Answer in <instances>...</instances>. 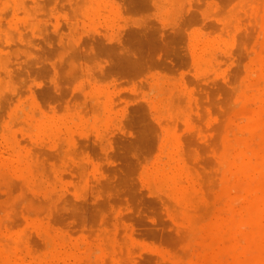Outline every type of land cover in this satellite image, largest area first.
I'll list each match as a JSON object with an SVG mask.
<instances>
[{
  "label": "rangeland",
  "instance_id": "rangeland-1",
  "mask_svg": "<svg viewBox=\"0 0 264 264\" xmlns=\"http://www.w3.org/2000/svg\"><path fill=\"white\" fill-rule=\"evenodd\" d=\"M31 1L0 0V142L26 136L27 148L19 145L35 169L33 188L19 179L1 183L3 222L24 228L40 213L66 249L83 247L69 264L92 251L85 264H127L118 262L122 251L128 264H221L220 248L206 246L222 207L218 156L221 139L235 137L245 121L239 108L254 102L245 90L249 70L264 58V0ZM34 149H42L40 160ZM46 157L48 167L40 162ZM165 164L190 173L195 203H181L167 181L149 177ZM31 231L41 255L45 241Z\"/></svg>",
  "mask_w": 264,
  "mask_h": 264
},
{
  "label": "bare ground",
  "instance_id": "bare-ground-1",
  "mask_svg": "<svg viewBox=\"0 0 264 264\" xmlns=\"http://www.w3.org/2000/svg\"><path fill=\"white\" fill-rule=\"evenodd\" d=\"M9 1H11V0H9ZM249 1H251V0H249ZM258 1H260V0H258ZM30 2H32V1L30 0ZM247 2H248V0H247ZM10 3H12V2H10ZM41 3L43 4V2H41ZM95 4H97V3H95ZM243 5H244V3H243ZM8 9L9 8H7V10ZM29 9L31 11V8H29ZM34 9H37V8H34ZM104 10L105 9H102V11H104ZM4 11L6 12V9ZM106 12L107 11L105 10V13ZM258 12H260V11H258ZM105 13H103V14H105ZM111 13H112V11H111ZM107 15H108V13H107ZM5 18H7V17L5 16ZM23 21H24V19H23ZM7 24L3 23L4 27ZM1 25H2V21L0 23V26ZM231 27H232V25H231ZM18 28L22 29L23 27L19 26ZM262 29L264 30V28H262ZM10 31H11V29H10ZM13 33H16V32H13ZM23 34H24V32H23ZM221 34H222V32H221ZM13 36H14V34H13ZM16 38H17V36H16ZM24 39H25V37H24ZM235 39H236V37H235ZM0 43H1V41H0ZM14 44L15 43H13V45ZM23 44H24V42H23ZM26 44L27 43H25L24 45H26ZM235 44H237V42ZM261 44H263V46H264V43H261ZM1 45H3V44H1ZM10 45H11V43L9 44V46ZM3 46H2V49H3ZM15 46H18V45L11 46V48L15 47ZM262 52H263V50H262ZM11 56H13V55H11ZM220 57H221V59L223 58L222 55ZM216 58H218V57H216ZM10 59H11V57H10ZM227 59L228 58H226V60ZM223 60H224V58H223ZM258 60L259 61H256V63L258 62L256 64L255 63V59H254V63L257 65V69H255V65H254V69L253 70H249V75H248L249 77L248 78H250V80H249L248 84L246 85L247 90H245V91H248L250 93L249 97H251L252 98L251 100L254 101L253 103H254L255 107L250 108V107L253 106V103H251L252 106H250L251 104L248 106L249 103H247L246 105L249 108L243 107L242 111H240V108H239L238 111L243 116V117L242 116L241 117L243 118V121L245 120L244 123L239 126V128L237 129L238 130L237 133H236L235 127L233 128V129H235L234 130L235 137H233V138L224 137V138L221 139V140H223L222 141L223 148L221 147L222 151H221L220 155L218 156V164H219V168H220V170H218V172L220 173V171H221V174H222V179L221 180H222L223 187L220 190L218 195H219V200L222 201V207L219 210V214H218V216L216 218V221L212 225V229L210 228L211 229V233H210L209 236L211 238H210L209 242L206 245V246H210V247L211 246L213 247V245H215L216 247L218 246L220 248L221 254L224 257V260H223V262L221 264H264V58H259ZM225 63H223V64H225ZM9 64H11V63H9ZM221 64L219 63L218 66H220ZM6 66H8V65H6ZM9 66H11V65H9ZM246 67H248V64L246 65ZM246 67H245V69H247ZM216 69H218V68H216ZM2 74L4 75V73H2ZM0 75H1V73H0ZM208 76H211V74H208ZM5 77H6V75H5ZM204 78H207V77H204ZM200 80H202V78ZM241 87H242V85H241ZM238 90H239V87H238ZM99 98H102V95L99 96ZM88 103L87 104L85 103L86 106L84 105V107L81 110H83V111L87 110V109L84 110V108L88 107ZM25 106H27V105H25ZM79 107H82V106H79ZM90 108H91V106H90ZM25 110H26V108L23 111L24 113L26 112ZM81 110H80V112H82ZM87 111L84 112V115L87 113ZM90 111L92 112V110H90ZM238 111L235 112V113H238ZM18 112H19V115L22 116L20 114V111H17L16 113H18ZM25 114H27V113H25ZM37 114H38V112H37ZM239 115H237L236 117H237L238 120L239 119L241 120L242 118H239ZM27 116H28V114H27ZM85 116H87V115H85ZM43 118H44V116H43ZM17 119H19V117L16 118V120ZM234 119H235V117H234ZM19 122H21V121L19 120ZM19 122H18V124L16 123L18 125V127H19ZM238 122H240V121H238ZM21 123H23V122H21ZM13 125L15 126V123H13ZM60 125H61V123H60ZM56 129H57V127H56ZM231 129L232 128H230V130ZM22 131H25V130H22ZM35 131L36 130H34V132ZM19 133L17 132V138L20 137V136L18 137ZM21 134H24V133L22 132ZM220 134H221V132H220ZM229 135H231V133ZM25 137L20 139V140H23V139L28 140V138L26 139ZM220 137H221V135H220ZM36 139L38 141V138H36ZM49 139H50V137H49ZM17 140L15 138H11L10 140L8 139V141H6V145L0 142V213L4 211L5 215L8 213V210H7L8 207L5 206L6 208L3 209V207L7 203V201L4 198V196H3L6 193H4V194L1 193L2 192L1 191V189H2L1 188V183L10 181L11 179H14V180H16L18 182H16V184H14L15 183L14 182L13 184L17 185L22 180L27 185H29L31 188H33L32 186H34V183H35V181H34L35 180V171H34L35 169L33 168L34 166H32L33 164L32 165L29 164L28 161H27L29 159V157L31 156L30 152H23L21 150L23 148L22 147L20 148V145H22L24 147H26V145L22 144L23 142H21L20 140H19V142ZM29 141L30 140H28V142ZM40 142L41 141H39L38 143L40 144ZM19 143H21V144L19 145ZM32 143H34V142H30L29 145H32ZM57 145L58 146L56 148L59 149V147H60L59 145L60 144H57ZM34 146H36V145H32L30 147L33 148ZM41 146H43V145H41ZM39 148H42V147H39ZM8 150H11L10 154L8 153ZM41 151H42V149H41ZM41 151H39V152H41ZM33 152H36L35 149L33 150ZM39 152H38V154L36 152V154H37L36 156H38L39 154H43V153H39ZM75 154H76L75 155V157H76L77 153H75ZM34 155H32V156H34ZM60 155L61 154L59 152L58 156L60 157ZM47 156H49V155H47ZM41 157H42V155H41ZM41 157L39 155L38 156V158H39L38 160H40ZM46 158H42V159H44L46 161V163H45L44 160H41L40 162L43 161L44 164H45L44 166L48 167L49 166V164L47 162L48 158L47 159ZM50 159L52 160V157L50 158V156H49V160ZM173 162L174 161H172L171 163H173ZM55 163H56V161H55ZM55 163H54L53 166L56 165ZM173 164H171V165L169 164L168 168H167L166 164H165L166 168L157 166L154 169V166H153L154 171L150 174L149 177L152 178L154 181H157V182H165V181H167L170 184V186H171V188L168 189V190H171L172 195L178 201H180L181 203H184V204H187V205L188 204L191 205V204L195 203L194 201H195V198H196V188L194 186V180L191 179L189 181V174L190 173L186 170V168L184 166H175ZM57 165H59V163ZM70 165H71V163H70ZM38 166H40V165H38ZM72 166H74L76 168L75 165L72 164ZM73 168H72V171H73ZM67 169H68V167H67ZM77 169H76V171H77ZM41 170H42V168H41ZM47 170H49V168H47ZM70 171H71V169H70ZM76 171H74V172L77 174ZM66 173H64V174H66ZM45 174L46 173H44V176H45ZM46 175L49 176L48 173ZM61 175H63V173H61ZM77 175H75V178L76 177L78 178L79 175L78 176ZM64 177H66V176H63V178ZM51 178L52 177H50L48 179L51 180ZM77 178H76V180L79 179V178L78 179ZM17 179H19L20 181L17 180ZM185 179H187V180H185ZM198 179H199V182H201V179L200 178H198ZM78 181L81 182L80 179ZM11 184H12V182H11ZM14 185H13V187L15 188L16 186H14ZM17 187H19V186H17ZM14 190H13L14 192L17 191L16 189H14ZM47 190H46V193H47ZM11 192H9V194ZM28 193H29V191H28ZM48 193H51V192L48 191ZM32 194H34V191H33ZM158 194H161V193H158ZM28 195L31 196V194H28ZM28 195L26 193L27 197H28ZM42 197H45V193L42 194ZM51 197H54V196L51 195ZM45 198H47V199H45ZM45 198L44 199L47 202L44 201V199H42V198L40 199V201L42 202V200H43L44 202L48 203V201H49L48 197H45ZM32 199H33V197H32ZM20 200H22V199H20ZM24 200H23V203H24ZM34 200H35V198H34ZM36 200H37V198H36ZM54 200H53V202H55ZM164 200L166 201V199H164ZM167 201H168V199H167ZM44 202H42V203H44ZM170 202H172V201H170ZM46 203H44V204H46ZM19 205L21 206V201H20V204L18 203V206ZM54 206H56V205H54ZM203 206L201 205L200 207H203ZM52 207L53 206L51 205L50 206L51 211H52ZM178 207L179 206H177V208ZM200 207H199V210H202L203 208L200 209ZM209 207H211V206H209ZM174 208L176 210V207H174ZM53 209H54V207H53ZM11 210H13V209H11ZM188 210H189V212L190 211H194L192 209L191 210L188 209ZM204 210L206 211V209H204ZM17 211L15 210V215L17 214ZM13 214H14V212H13ZM32 214H34V213H32ZM38 214H40V213H36V215H38ZM9 215L10 216H14V215H12V213L9 214ZM34 215H33V217H32V215H30V217L27 218V220H26L27 222L25 223L24 228H19V226L22 224V222L20 223V225L18 224L19 226L16 225L17 229L13 228V226H15V225L13 224V226H11L12 224L10 225V222L8 220L7 221L5 220L4 221L5 223H4L3 220H2V217H0V264H57V263L58 264H69V259L71 257H73V258L75 257L76 258L77 255H78V252L81 253V251H78V249L81 250L83 248V247L80 248L81 245H79V248L77 246L78 249L76 248L78 252L75 251L76 250L75 248H74L75 250L74 249L73 250L66 249L65 248V246H66L65 241L63 239H57L54 236V234H53L54 232L52 230L50 231V229L48 230L47 226L44 225V224H46V223H44V220H45V222L48 221V220L47 219H43V218H42L43 220L42 219L40 220L41 217H39V215H38L39 218H36L37 216L36 215L34 216ZM42 217H44V216H42ZM22 220H23V223H24L25 222L24 219H22ZM179 220H181V218ZM187 221H188V226H191L192 225L191 220L187 219ZM6 222H8V223H6ZM195 222H197V220ZM198 223H199V221L197 222V224ZM47 225H48V223H47ZM50 225L51 224L49 223L48 226H50ZM110 226H111V224H110ZM110 226L108 228H110ZM177 227H179V226H177ZM53 228H55V227H53ZM183 228H186V226H184L182 228L180 226L179 229H183ZM187 229H188V227L186 229H183V231L185 230V232H186ZM31 230L37 232V235H40V237H42L43 241H45V242L41 241V245L42 244L44 245V246H42V249L44 250V248L46 247L45 252L43 254H41V255H35L33 253V249H35V248H32V247H34L35 245L33 246L32 244H30V240H31L30 238L34 237L33 239H35L36 235L32 237L30 235V234L33 233ZM122 231H123V229L121 230V233H122ZM29 232H30V234H29ZM51 232H53V233H51ZM118 233H120V232L118 231ZM189 233L190 232H188V234ZM111 234H113V233H111ZM195 234H196V232H195ZM195 234H194V237L196 238ZM59 235H60V232H59ZM115 235H116V237H118V236L120 237V234H118V236H117V234H115ZM182 235H183V233H182ZM185 235H187V233ZM190 235H192V233ZM119 237H118V239H119ZM188 237H190V236H188ZM188 237L185 238L186 241H187ZM120 239H121V237H120ZM92 240H93V238H92ZM45 244H46V246H45ZM215 246H214V248H215ZM73 247H76V245L72 246V248ZM123 247H121V248H123ZM39 248H41V246ZM114 248H116V246H114ZM189 248H191V247H189ZM36 250H34V251H36ZM187 250L189 251L190 249H187ZM195 250L196 249H194V251ZM95 251H99V250H95ZM92 252H94V251H92ZM92 252L89 253V254H91V255H89V259L91 258L90 256H93ZM119 252L117 251V253H115V255L116 256L119 255L118 254ZM122 252H123V254H120L122 258H120V261H118V262H121V260L123 259L122 263L125 262V263L128 264L129 261L127 262V259L126 260L124 259L125 251H122ZM80 253H79V257H80ZM84 254L86 255L87 253H84ZM116 256H114V257L117 258ZM189 256H190V254H189ZM82 257H84L83 254L81 255L80 258H82ZM103 257H105L104 254H103ZM214 257H216V256H214ZM106 258H108V257H106ZM131 258H132V256H131ZM91 259H90V262H93V261H91ZM107 260H108V262H110L109 259H106V261ZM87 261H85L83 263V261L79 260L80 264H81V262H82V264H85ZM106 261L104 259V262H106ZM90 262L88 261V263H90ZM207 262L208 261H206V264H207ZM169 263H171V262H169ZM105 264H107V262ZM108 264H110V263H108ZM179 264H180V262H179Z\"/></svg>",
  "mask_w": 264,
  "mask_h": 264
}]
</instances>
